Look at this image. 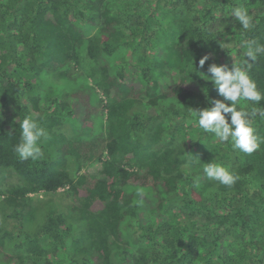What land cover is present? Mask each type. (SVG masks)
Listing matches in <instances>:
<instances>
[{"label": "trees", "instance_id": "obj_1", "mask_svg": "<svg viewBox=\"0 0 264 264\" xmlns=\"http://www.w3.org/2000/svg\"><path fill=\"white\" fill-rule=\"evenodd\" d=\"M171 25L177 41L155 46ZM249 40L264 44V0H0V264H264V143L243 153L191 115L222 99L202 73L231 69ZM249 71L264 93V55ZM26 116L46 133L35 161L14 151ZM214 160L234 185L203 175ZM7 172L23 185L4 187ZM63 188L62 215L29 204Z\"/></svg>", "mask_w": 264, "mask_h": 264}, {"label": "clouds", "instance_id": "obj_2", "mask_svg": "<svg viewBox=\"0 0 264 264\" xmlns=\"http://www.w3.org/2000/svg\"><path fill=\"white\" fill-rule=\"evenodd\" d=\"M230 13L241 24V29L247 30L253 26L252 16L243 4L232 7ZM244 47L243 58L234 62L231 69L227 65L213 63L208 68L211 75L202 73L201 76L212 82L222 99L210 100L211 107L192 109L191 115L204 132L214 134L222 143H231L234 149L251 154L264 143V139L255 134L253 125V118L257 115L264 120V107L259 106V102L264 100V93L258 90L249 70L258 57L264 55V44L249 40ZM208 59L207 55L200 59L201 68ZM249 103L257 107L248 110ZM20 129V142L14 151L21 160L40 159L43 155L40 142L46 136L45 129L30 116L22 120ZM202 171L208 179L229 187L239 179L227 166L215 160L204 163Z\"/></svg>", "mask_w": 264, "mask_h": 264}, {"label": "rangeland", "instance_id": "obj_3", "mask_svg": "<svg viewBox=\"0 0 264 264\" xmlns=\"http://www.w3.org/2000/svg\"><path fill=\"white\" fill-rule=\"evenodd\" d=\"M115 3H117V7L120 8V10H124L126 8V4H128L129 1H133V0H114ZM111 7V6H110ZM111 11L113 12V14L115 13L114 8L111 9ZM171 31V32H170ZM176 33V27L174 26H170V30L169 32H162L161 34L158 35V37L156 38V40H154V44L155 46H167L169 44V42L171 40H176L178 39V37H174V32ZM99 78L98 76H87V83L91 86L96 88V84L98 83ZM64 82H59V85L61 86V88H64ZM99 92V90H97ZM102 96V95H101ZM102 98L104 100H106V98L104 96H102ZM104 120H106V117L103 118ZM107 121V120H106ZM51 134L50 136H60L61 134L55 130H50ZM71 132H72V128H71ZM70 138L74 137L73 136V132L72 133H68ZM214 148V144H212L211 142H202L197 151H196V155L198 156H202L203 153H205L206 151H211ZM101 171V165L98 162H93L91 164H89L88 167H86L85 172H88L90 175L93 176H98L100 174ZM8 174H5L4 176V182L3 185L4 187H10V186H22L23 183L21 182L20 178L14 173V172H7ZM73 203L71 194L65 190V191H58L56 194H36V195H32L31 199L29 200V204L33 207H43L41 209H36L40 215H45V214H49V213H58L61 214V211H65L67 210L71 204ZM0 210H2V208H0ZM62 215V214H61ZM9 223L13 222V221H8ZM42 220L40 218H38V223L35 224L36 226H38V230L40 229V227L42 226ZM85 225V222H82L81 226L82 228H84L83 226ZM80 227V226H78ZM37 230V231H38Z\"/></svg>", "mask_w": 264, "mask_h": 264}, {"label": "built area", "instance_id": "obj_4", "mask_svg": "<svg viewBox=\"0 0 264 264\" xmlns=\"http://www.w3.org/2000/svg\"><path fill=\"white\" fill-rule=\"evenodd\" d=\"M66 189L65 188H63V189H60L59 191H65Z\"/></svg>", "mask_w": 264, "mask_h": 264}]
</instances>
